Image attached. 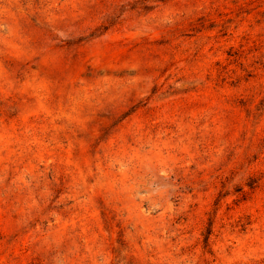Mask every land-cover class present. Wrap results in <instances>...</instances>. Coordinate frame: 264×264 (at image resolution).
<instances>
[{
  "label": "rangeland",
  "instance_id": "374dc122",
  "mask_svg": "<svg viewBox=\"0 0 264 264\" xmlns=\"http://www.w3.org/2000/svg\"><path fill=\"white\" fill-rule=\"evenodd\" d=\"M0 264H264V0H0Z\"/></svg>",
  "mask_w": 264,
  "mask_h": 264
},
{
  "label": "trees",
  "instance_id": "16d2710c",
  "mask_svg": "<svg viewBox=\"0 0 264 264\" xmlns=\"http://www.w3.org/2000/svg\"><path fill=\"white\" fill-rule=\"evenodd\" d=\"M106 29V28H105Z\"/></svg>",
  "mask_w": 264,
  "mask_h": 264
}]
</instances>
